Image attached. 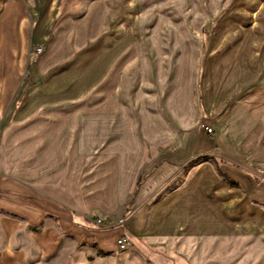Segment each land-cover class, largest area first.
<instances>
[{
	"label": "crops",
	"instance_id": "crops-1",
	"mask_svg": "<svg viewBox=\"0 0 264 264\" xmlns=\"http://www.w3.org/2000/svg\"><path fill=\"white\" fill-rule=\"evenodd\" d=\"M254 165L264 0H0V264H264Z\"/></svg>",
	"mask_w": 264,
	"mask_h": 264
},
{
	"label": "rangeland",
	"instance_id": "rangeland-1",
	"mask_svg": "<svg viewBox=\"0 0 264 264\" xmlns=\"http://www.w3.org/2000/svg\"><path fill=\"white\" fill-rule=\"evenodd\" d=\"M208 125L213 128V126L211 124H208ZM213 132H214V130H213ZM145 150L146 151L144 153V157L142 158V162H141V171H142V173H141V175L138 178V182L136 184V187L132 190V196L134 194L135 195L137 194V195H139L138 198H142V199H146V200H151V199L152 200H156L160 196H162L163 194L180 187L186 181V179L189 178L190 174L192 173V171L194 169L198 168L200 165H202L204 163L210 162L209 159H211V157H202V158L196 159L192 163L188 164L183 169L181 168L175 174H173V176H171L169 178V180H167L165 182L164 185L161 186L162 188L159 191V189H156L153 186L154 184L151 183L152 181H150L147 178V175H145L146 173L143 172L145 170L146 164L155 155V151L151 150L150 147H146ZM212 160H213V158H212ZM222 163L225 164L223 161H221V162L218 163V165H221ZM251 168L253 170L258 169V170H260V171H262L264 173V166L261 167V166L254 165ZM259 177L261 178V175H259ZM130 209H132V207H130ZM104 217H108V216H104ZM100 218H102V217H100ZM111 218L113 220H115V221L120 220V219H115L113 217H111ZM125 218L126 217L121 218V219H125ZM34 259H35V257L33 255V258H32L31 261L33 262ZM140 261L143 262L144 264H149V261L147 259H145L143 256L140 257ZM53 264H65V258H62V259H60L59 261H57V262H55Z\"/></svg>",
	"mask_w": 264,
	"mask_h": 264
},
{
	"label": "built area",
	"instance_id": "built-area-1",
	"mask_svg": "<svg viewBox=\"0 0 264 264\" xmlns=\"http://www.w3.org/2000/svg\"><path fill=\"white\" fill-rule=\"evenodd\" d=\"M35 54L40 56L43 53L42 47H37L34 50ZM206 129L209 134L213 133V128L209 125L206 126ZM125 223V219H120L118 221L113 220L111 217H102L98 218L95 221V225L100 228L108 229L115 226H123ZM130 239L127 235L122 236V238L118 241V246L121 251H126L130 247Z\"/></svg>",
	"mask_w": 264,
	"mask_h": 264
}]
</instances>
